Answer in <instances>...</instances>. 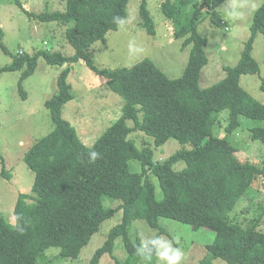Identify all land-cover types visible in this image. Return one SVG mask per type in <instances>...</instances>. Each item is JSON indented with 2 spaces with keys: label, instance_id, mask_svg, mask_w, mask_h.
I'll list each match as a JSON object with an SVG mask.
<instances>
[{
  "label": "trees",
  "instance_id": "obj_1",
  "mask_svg": "<svg viewBox=\"0 0 264 264\" xmlns=\"http://www.w3.org/2000/svg\"><path fill=\"white\" fill-rule=\"evenodd\" d=\"M21 9L30 17L19 0ZM64 12L43 13L37 18L67 25L66 39L76 51L73 56L60 52L40 51L35 55H13L5 73L23 71L19 90L27 98L23 83L30 78L43 57L49 65L65 67L57 81L58 92L45 103L54 130L37 142L25 155L28 168L35 173L33 194H20L14 209L16 223L11 225L0 214V264H37L46 260V251L58 248L65 258H78L103 223L123 210L122 222L113 227L90 264H100L102 257L112 254L118 238L125 244L127 258L116 264H154L159 236L169 234L160 224L161 218L176 220L193 230L205 228L215 234L200 264H264V233L257 230L264 217V206L246 226L232 219L239 201L259 182L264 183V166L239 157V149L227 139L213 135V128L224 110L229 111V133L241 125V118L259 120L251 138L264 143V103H260L241 86V78L260 75L261 68L253 57L255 39L264 35V2L254 14L251 34L240 61L225 67L226 77L211 87L199 86L202 69L208 59L199 26L209 17L221 27L224 19L217 10L225 0H166L163 13L175 25L174 37L183 39V48L192 45L184 74L170 79L151 60H143L130 68L101 69L88 48L106 35L117 31L128 15L130 0H60ZM142 0V27L156 35V26ZM0 48L11 54L3 43ZM84 61L108 87L123 99L122 115L92 147L80 140L76 129L63 118L65 105L73 100L68 76L72 65ZM264 89V84L262 86ZM217 116V119H216ZM132 121L134 126L128 125ZM142 131L159 147L174 138L191 143L192 148L179 150L164 161H154V149L136 146L133 132ZM1 162L3 157L0 156ZM139 161L141 172L131 168ZM186 167L176 170L175 166ZM264 164V160H263ZM153 174L163 190L157 200ZM0 176L11 179L3 170ZM255 184V185H254ZM254 186V187H253ZM103 196L121 200L117 208H107ZM133 220H142L158 231L147 244L129 239Z\"/></svg>",
  "mask_w": 264,
  "mask_h": 264
},
{
  "label": "rangeland",
  "instance_id": "obj_2",
  "mask_svg": "<svg viewBox=\"0 0 264 264\" xmlns=\"http://www.w3.org/2000/svg\"><path fill=\"white\" fill-rule=\"evenodd\" d=\"M166 0H148V10L156 26V35L151 36L142 27L140 6L142 0H130L128 15L117 31L106 35V42L97 41L88 48L95 64L101 69L130 68L143 60H151L170 79L181 77L189 63L192 45L183 48V39L174 37L175 25L163 13ZM205 2L206 0H200ZM32 16H28L16 0H0V29L4 33L3 43L11 54L0 48V68L13 62V55H35L40 51L60 52L73 56L76 51L66 39L67 25L41 21L43 13L64 12L66 3L60 0H19ZM264 0H225L218 11L224 23L214 25L208 17L198 28L199 34L208 40L205 47L208 62L201 72L199 86L205 89L223 80L225 67H235L241 59L244 47L251 34V24L257 9ZM253 57L261 68L260 75H247L241 78V86L254 99L264 103V35L258 34L253 49ZM65 67L49 65L43 57L38 60L35 73L23 83L27 98L23 99L19 90V80L23 71L5 73L0 78V175L3 170L11 179L0 176V214L7 223L14 225V209L20 194L32 195L35 173L25 163L26 153L40 140L54 130V124L45 103L58 92V77ZM72 87L73 100L63 109V118L76 129L80 140L92 147L97 140L122 115L123 99L107 85V80L93 72L84 61L72 65L68 76ZM229 111L224 110L213 128V135L227 139L239 149L242 160L249 159L263 168L264 143L251 138V129L263 125L259 120L241 118L240 127L233 133L226 130ZM217 119V116H216ZM128 125L133 127L132 121ZM131 138L136 146L144 145L154 149V161H164L183 149L192 148L191 143H182L174 138L162 146H155L152 137L142 131L133 132ZM131 168L141 172L139 161H131ZM186 164L175 166L182 170ZM156 187L157 200L164 197L159 180L149 174ZM255 185V184H254ZM254 187V186H253ZM107 208H117L121 200L103 196ZM264 206V183L259 182L241 198L232 219L247 225L258 215V205ZM123 210L105 221L101 230L83 248L78 258L60 256L58 248L46 251V260L37 264H90L110 230L122 222ZM160 224L169 234L159 236V247L154 264H200L205 257L206 245L211 244L215 234L205 228L193 230L189 225L173 219L161 218ZM257 230L264 233V217ZM147 222L133 220L129 227V239L139 240L147 245L156 235ZM127 258L125 244L118 238L112 254L102 257L100 264H116ZM140 264H147L142 260ZM214 264H227L217 260Z\"/></svg>",
  "mask_w": 264,
  "mask_h": 264
}]
</instances>
